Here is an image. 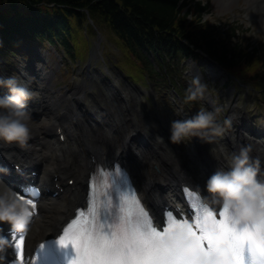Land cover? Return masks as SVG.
I'll list each match as a JSON object with an SVG mask.
<instances>
[{"label": "snow or ice", "instance_id": "snow-or-ice-1", "mask_svg": "<svg viewBox=\"0 0 264 264\" xmlns=\"http://www.w3.org/2000/svg\"><path fill=\"white\" fill-rule=\"evenodd\" d=\"M121 183H125L123 179ZM118 207L119 212L113 209L110 216L112 222H107L98 218L93 202L87 215L81 211L64 229L59 242L71 241L77 253L71 264H203L202 257L211 256L223 245L231 250L232 264H264V218L242 221L227 205L217 213L200 204L194 222L169 212L167 227L161 231L131 189L120 197ZM102 215H108L107 211ZM177 228L185 230L184 240H195L194 251H184L183 242L172 238ZM15 247L23 264V234Z\"/></svg>", "mask_w": 264, "mask_h": 264}, {"label": "clouds", "instance_id": "clouds-1", "mask_svg": "<svg viewBox=\"0 0 264 264\" xmlns=\"http://www.w3.org/2000/svg\"><path fill=\"white\" fill-rule=\"evenodd\" d=\"M0 85L7 89V92L0 93V140L24 144L32 135L35 123L29 101L36 96V90L15 74L0 78ZM206 87L207 84L199 76L192 77L186 89L185 102L202 98ZM232 126L233 117L228 116L221 122L215 111L201 107L187 118L173 119L169 138L179 144L193 136H200L205 142L213 144ZM158 139H163V136L158 135ZM210 151L217 160L223 159L227 165L217 168L207 178L206 187L213 194L214 202L227 205L242 221L264 218V203L261 202L264 199V172L259 159L251 156V145H241L238 151L229 152L222 144H213ZM6 208L7 204L0 203V212ZM184 232V229L177 228L172 238L183 242L184 251H194L195 240H184ZM6 243L7 239L0 237V245ZM202 260L203 264H232V253L227 245H223Z\"/></svg>", "mask_w": 264, "mask_h": 264}, {"label": "bare ground", "instance_id": "bare-ground-1", "mask_svg": "<svg viewBox=\"0 0 264 264\" xmlns=\"http://www.w3.org/2000/svg\"><path fill=\"white\" fill-rule=\"evenodd\" d=\"M232 0H221V4L226 5L230 4ZM253 2V1H252ZM262 6H258L261 10H263L264 7V0H261ZM257 9V8H256ZM91 85L94 86V81L90 79ZM75 93V92H74ZM45 112V108L42 106V113ZM64 117V118H63ZM62 119L65 121H69V119H66L68 117V112L67 110L64 112ZM136 122L132 124V127H138L139 123L137 122V116L134 114ZM81 121V120H79ZM78 121V122H79ZM52 124L49 122L44 121L41 125L37 126L35 128V132L42 133L43 130H48ZM127 126L122 125L121 128L118 127V129H121V131L125 130ZM34 129V125L32 130ZM136 129V128H135ZM133 129V131H135ZM101 131V130H100ZM92 129H87L83 130L81 133L82 139L87 141L90 145L91 148H88L86 150H90L91 154L94 155L95 158H99L101 161H108L110 158H112V155H115L117 153L116 147L113 146V148L110 147V142L106 140L104 143L99 144L96 141L92 140ZM102 132V131H101ZM104 135H102V138L104 139ZM104 141V140H103ZM26 152H28V149H26ZM43 159H49V157L46 155L44 157L40 156L38 160H43ZM172 160V158H168L166 162H162V164L166 165V168L169 167V162ZM85 162L80 163V164H73V167L71 168L72 170H69L67 168V165L64 160H59V162H52L51 163V168L50 169H59L61 173H71L75 175L77 182L80 183L84 178L88 176L87 171L89 170V165ZM47 161L41 163V169L43 168V179H50L53 171L57 170H50L46 167ZM141 170L144 169V167H140ZM164 170V169H163ZM143 186L145 187V191L147 192V199L150 202H156L155 199L156 197H161L162 195L159 196L160 193L159 191H156L154 188V184H152L150 179H146L145 181H142ZM170 190V189H168ZM80 185H76L73 188H68L63 195L60 197V199L53 200H47L44 201L43 204L41 205V210L43 212H48L52 211V214H50L48 217L41 216L37 219L35 222L39 229H40V234H46V233H54L59 230V228L63 225L64 220L66 219L67 216L71 213V211L77 207L79 203H81V194H80ZM9 196H11L10 191L5 187V182L4 180H0V203H4V201L9 200ZM53 209V210H52ZM42 213V212H41ZM41 235V236H42ZM31 238L28 240V242H31V244L35 243L41 236L39 237H33L34 234H31Z\"/></svg>", "mask_w": 264, "mask_h": 264}, {"label": "trees", "instance_id": "trees-1", "mask_svg": "<svg viewBox=\"0 0 264 264\" xmlns=\"http://www.w3.org/2000/svg\"><path fill=\"white\" fill-rule=\"evenodd\" d=\"M25 2L37 3V2H46L55 3V10L58 15L63 18L66 23L68 18L67 14H72L77 17H81V14L76 10L77 8L89 7L91 12L96 13L101 17H111L114 18L115 25L118 27L129 26L130 29H136L130 25V21L126 18V15L121 12L117 13L116 9L120 7L118 0H24ZM127 3L131 4L137 9L138 13L144 16L146 19L150 20L148 26L149 30L158 29L159 31L171 30V31H182L186 34L191 40L197 38V35H202L190 30V27L184 28L182 19H176L178 16V1L179 0H125ZM65 4V6H61ZM26 12L38 15L41 20H45V17L49 15V12L46 10H39L34 8L33 10L27 9ZM119 12V10H118ZM5 12L0 11V16L3 19H6ZM10 20H17L18 17L10 15ZM18 21V20H17ZM19 23V21H18ZM28 20H22V25L29 24ZM68 26V25H67ZM20 28V27H16ZM137 30V29H136ZM148 30V29H147ZM120 31V30H119Z\"/></svg>", "mask_w": 264, "mask_h": 264}, {"label": "rangeland", "instance_id": "rangeland-1", "mask_svg": "<svg viewBox=\"0 0 264 264\" xmlns=\"http://www.w3.org/2000/svg\"><path fill=\"white\" fill-rule=\"evenodd\" d=\"M216 1L217 0H215V2ZM215 8L216 6L213 9ZM218 17H219L218 13H216L212 16V19L216 20L218 19ZM263 21H264V17L262 18V21L258 23V25L256 26V29L254 28V30L261 31L262 28H264ZM247 25H249V23H246L245 25L243 23L240 24V26L242 27V29H240V36L241 37L246 36L247 38L251 39V41H253L254 37H253L252 31L245 30V27H247ZM260 47H264V29H263L262 37L260 39ZM102 48H98V47L96 48L99 54V58H100L98 60L99 61L98 67H103L104 65H106L111 70L113 77L122 80L120 81L122 83L121 84L122 88L129 94L131 98V103L133 105L138 104L139 106V104L142 103V101L143 103H146L147 95L153 98V96L156 94V89L154 85L155 80H151V82L147 84L145 83L144 84H134L132 83L131 80H129V78H124L125 74L121 70L122 67L120 66V64H121V61L125 60L123 58L125 52L119 48L115 40L108 33L103 34ZM64 71L66 73V69H64ZM70 77L71 76H68L69 79L65 77L63 80H61V83L63 81L69 82ZM70 84L71 86H74V83H70ZM246 85H247L246 88H241V89H247L249 93L251 94L249 97V99H251L254 94L255 86L248 82ZM241 95L243 96V91L241 92ZM262 97H264V94H262ZM145 109L147 110L146 107ZM149 113L151 112L149 111Z\"/></svg>", "mask_w": 264, "mask_h": 264}]
</instances>
